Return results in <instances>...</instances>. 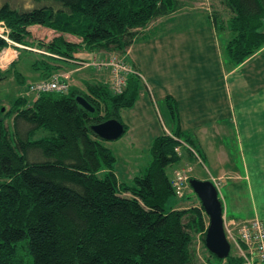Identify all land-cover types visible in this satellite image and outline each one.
Listing matches in <instances>:
<instances>
[{
  "label": "trees",
  "instance_id": "trees-1",
  "mask_svg": "<svg viewBox=\"0 0 264 264\" xmlns=\"http://www.w3.org/2000/svg\"><path fill=\"white\" fill-rule=\"evenodd\" d=\"M31 1L17 7L3 0L0 22L10 39L25 45L31 43L32 25L61 33L40 43L58 56L33 61L41 79L60 73L83 49L123 55L140 28L184 6V0ZM221 1L231 13L228 60L239 65L264 46V0ZM68 33L81 41L67 39ZM8 43L0 35V53ZM143 85L140 74L130 73L121 93L107 82L88 83L86 91L70 86L33 99L19 95L9 109H0V264H194L195 235L206 228L204 209L171 202L168 169L186 156L176 150L181 139L190 141L176 97L167 93L160 108L172 134L154 138L152 161L132 183L119 179L116 156L91 129L110 118L122 121V109L135 105ZM78 95L95 111L81 105ZM234 257L230 264H241Z\"/></svg>",
  "mask_w": 264,
  "mask_h": 264
},
{
  "label": "rangeland",
  "instance_id": "rangeland-1",
  "mask_svg": "<svg viewBox=\"0 0 264 264\" xmlns=\"http://www.w3.org/2000/svg\"><path fill=\"white\" fill-rule=\"evenodd\" d=\"M10 1L17 7L28 6L32 3L31 0ZM2 2L3 0H0V3ZM230 17L231 13L225 8L221 0H184V6L176 12L154 19L140 28L139 37L147 35L146 38L148 39L140 41L136 45V49H147L142 60L147 68L144 67L140 71L139 67L132 64L130 59L125 56L128 49L123 55L83 49L78 52L79 54L76 53L78 56L75 54L76 58L67 59V65L58 74L64 75L69 87L72 84L71 81L76 80L75 83L79 84L82 91L87 90L88 82L86 80H89V84L92 86L106 82L110 83L111 88L114 90L116 83L111 79V62L113 58H119V60L130 64L137 74H146L143 82L148 86L143 85L144 90L133 107H127L121 111L122 121L128 125L126 132L115 140L102 139L103 143L116 156L115 171L121 181L132 183L135 177L143 174L152 161L151 150L154 138L163 131L172 134L171 121L166 120L160 109L164 98H160V88L167 85V79L162 74H169L170 71L174 74H188L185 65L179 64L174 68L171 66L175 63L176 58L168 53L165 46L161 45L157 48L155 46L158 42L156 39H160V36H162L160 41H164V37L168 36L169 38L170 35L178 39L176 46L179 45L184 57L186 54L188 55L185 59L194 56L192 62L194 64L199 63L197 65L199 68L198 74L207 73L205 65L209 61L213 66L211 74H217L216 80H212V83L217 86L221 82V87L224 84L222 71L225 67L222 63L224 60L228 62L226 46L232 36L229 33L228 24L226 25ZM215 19L219 21L218 26L214 23ZM207 23L209 26L205 27ZM201 24L204 26L203 31H193L192 25ZM186 25L191 30H184ZM29 30L32 35L30 45L20 43L23 46H18L9 42L8 46L4 48L9 52L8 56L11 58L13 50L18 49L16 56L18 58L9 70H7L8 67L2 69L5 70L3 78L0 79V109L3 112L11 107V103L19 95H25L30 99L34 98L35 94L29 91L28 84L40 78V74L33 70V61L39 55L58 57L50 51L42 49L40 43L51 41L59 36L60 32L39 24L30 26ZM201 35H204V38ZM65 37L74 42L81 41L80 37L70 33L66 34ZM150 45H153V47L149 48ZM81 53L82 55H80ZM86 53H89V55L95 53L99 56L91 55V57H88V55L85 57ZM254 66H258L256 71L264 70V53L259 57H255L251 63L242 68L237 74H251ZM103 76L105 77L102 78ZM201 84L204 85V82H201ZM255 86L254 81L244 88L249 91L255 89ZM246 97H249V95ZM184 101L185 104L192 103L190 99ZM235 102L238 103V100ZM227 119L232 122L228 127L229 131L219 137L220 140L225 142L224 144L218 141L217 143L203 144L193 132L187 131L190 141L188 138L186 141V138L183 137L181 139L183 144L176 148L179 154L186 156L182 162L170 166L168 169L175 194L171 202L175 207H201L202 204L190 185L191 176L212 180L219 190V196L224 205V220H226L225 223L227 222L225 228L226 235L231 243V256L224 260L217 259L206 246L204 238L209 226V217L204 211L206 228L203 232H198L195 235L194 248L197 255L194 264H230L232 262L230 258H235L234 255L241 257L242 261L239 260L241 264H246L245 258L239 252V247L234 243L238 238V227L244 220L260 218L264 221V143L250 142L246 137L247 134L244 132V128H241L242 135H240L237 126L234 125V119ZM7 122L11 123L12 118H8ZM226 125H228V122ZM241 125H243L242 120ZM208 128H212V126ZM223 136H226L225 139H222ZM242 136L244 142H242ZM262 137L264 139V133ZM256 140L259 141V139ZM185 148L187 151L193 152L195 160L192 161V158L187 156L189 152L187 153ZM104 173L105 169H102L99 176H104ZM179 180H185L181 189H178ZM254 212H257L260 216L256 214V216L249 219H243L250 217Z\"/></svg>",
  "mask_w": 264,
  "mask_h": 264
},
{
  "label": "crops",
  "instance_id": "crops-1",
  "mask_svg": "<svg viewBox=\"0 0 264 264\" xmlns=\"http://www.w3.org/2000/svg\"><path fill=\"white\" fill-rule=\"evenodd\" d=\"M208 26L207 23L205 27ZM192 28L194 29L193 31L204 30L203 24L192 25ZM184 30H191V28L186 25ZM146 37L147 35H143L136 39L125 54L132 64L139 67V71L144 69V67L147 68L145 62L142 61L147 49H136V45L140 41L148 40ZM161 37L162 36H160V39L155 38L158 41L155 46H157V48L161 45L165 46L168 53L176 58V60H174L175 63L171 66L174 68V66L177 67L181 64L187 67L188 74H174L172 71H170L169 74H162V76H165L167 79V85L164 88H160L159 92L160 98L165 97V95L169 93L174 95L178 100L182 129L193 132L203 144L217 143V141L224 144L225 142L220 140L219 137L222 136V134L228 133V127L232 122L227 118H232L234 119V125L235 127L237 126V131L240 135H242L241 128H244V132L247 134L246 137L250 142L264 143L262 142L264 141L262 137L264 133V70L256 71L258 66H254L252 67L251 74H237L242 68L251 63L255 57H259L264 53V46L239 65H234L229 60L228 62L224 60L222 63V65L225 66L224 71H222V74H224V84L220 87L221 82L217 86L212 83V80H216L217 74H211L213 66H211L208 60L205 65L207 68L205 71L207 73L198 74L199 68L197 65H199V63L194 64L192 62L194 56H189V59H185L188 55L186 54L184 57L183 51L179 49V45L176 46V44H178V39L170 35L169 38L166 36L164 37V41H160ZM201 37L204 38V35H201ZM152 47L153 45H150L149 48ZM17 52L18 49H15L13 50V54H11L12 58L8 56V63H6L4 68L17 60ZM80 55H82V53ZM88 55L89 53H86L85 57ZM91 55L99 56L95 53ZM91 55L88 57H91ZM182 60L184 62H181ZM140 75H143L142 79L144 80L146 74ZM104 77L105 76L102 78ZM40 79L41 77L35 81ZM254 81L256 85L255 89L246 91L244 87ZM71 82L72 87L80 89L79 84L75 83L76 80ZM86 82L90 83L89 80H86ZM201 82H204V85H202ZM144 85L148 86L145 82ZM247 95H249V97H246ZM187 99L192 100V103L185 104L184 100ZM237 100L238 103L235 102ZM241 120L243 125H241ZM227 122L228 125H226ZM207 126H212V128H208ZM224 137L226 136H223L222 139H225ZM241 138L242 142H244L243 136ZM256 139H259V141ZM203 149L206 151L204 146ZM223 149L225 148L223 147ZM205 155L207 156L206 152ZM256 214L258 213L254 212L250 217L243 219H249L256 216Z\"/></svg>",
  "mask_w": 264,
  "mask_h": 264
},
{
  "label": "built area",
  "instance_id": "built-area-1",
  "mask_svg": "<svg viewBox=\"0 0 264 264\" xmlns=\"http://www.w3.org/2000/svg\"><path fill=\"white\" fill-rule=\"evenodd\" d=\"M0 35L5 37L8 42L14 43L18 46L22 44L15 42L8 36V28L3 21L0 22ZM9 52L3 49L0 53V68L3 69L8 63ZM112 80L116 83L114 87L115 92L121 93L128 82V76L130 73H136L130 64L125 63L123 60L113 58L111 62ZM28 89L33 94H39L40 92L59 91L66 92L69 89V84L66 81L64 75L56 74L51 78L40 79L28 84ZM185 180L178 181V189H181ZM224 220V226L227 225ZM237 225V224H235ZM226 232V228H225ZM238 238L236 246L239 248V252L245 258L246 264H264V221L260 218H254L250 220H244L238 227Z\"/></svg>",
  "mask_w": 264,
  "mask_h": 264
},
{
  "label": "water",
  "instance_id": "water-1",
  "mask_svg": "<svg viewBox=\"0 0 264 264\" xmlns=\"http://www.w3.org/2000/svg\"><path fill=\"white\" fill-rule=\"evenodd\" d=\"M3 74L0 72V79ZM78 102L90 111L95 107L86 97L78 95ZM92 131L103 140H115L126 132L124 123L117 118H110L103 122L91 125ZM190 185L193 187L202 207L209 217V226L205 234L204 242L208 249L219 258L225 259L230 255L231 243L225 232L224 226V205L219 196L216 184L210 179L190 178Z\"/></svg>",
  "mask_w": 264,
  "mask_h": 264
}]
</instances>
